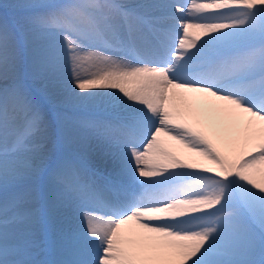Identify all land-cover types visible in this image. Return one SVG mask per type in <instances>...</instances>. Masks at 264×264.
I'll use <instances>...</instances> for the list:
<instances>
[{
    "label": "snow or ice",
    "instance_id": "snow-or-ice-1",
    "mask_svg": "<svg viewBox=\"0 0 264 264\" xmlns=\"http://www.w3.org/2000/svg\"><path fill=\"white\" fill-rule=\"evenodd\" d=\"M0 264H264V0H0Z\"/></svg>",
    "mask_w": 264,
    "mask_h": 264
}]
</instances>
